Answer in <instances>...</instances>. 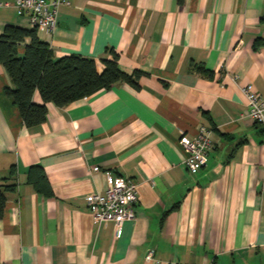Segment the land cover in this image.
I'll return each instance as SVG.
<instances>
[{
    "label": "crops",
    "instance_id": "obj_1",
    "mask_svg": "<svg viewBox=\"0 0 264 264\" xmlns=\"http://www.w3.org/2000/svg\"><path fill=\"white\" fill-rule=\"evenodd\" d=\"M68 1L52 33L37 30L55 59L80 54L100 72L112 49L123 72L143 74L136 86L47 103L45 121L27 127L0 64V176L14 184L0 211V264H264V133L241 91L252 84L264 98V0ZM6 25L33 29L0 6V35ZM32 101L42 103L37 91ZM199 126L212 147L189 171L179 138ZM32 166L51 193L36 190ZM107 171L138 184L135 218L118 237L86 203L104 193Z\"/></svg>",
    "mask_w": 264,
    "mask_h": 264
},
{
    "label": "trees",
    "instance_id": "obj_2",
    "mask_svg": "<svg viewBox=\"0 0 264 264\" xmlns=\"http://www.w3.org/2000/svg\"><path fill=\"white\" fill-rule=\"evenodd\" d=\"M26 38L30 41L24 44V51L19 53L18 46ZM109 54V58L101 59L104 68L99 72L93 58L80 54L71 53L55 59L49 44L38 37L35 28L6 25L0 35V64L11 83L6 87V94L17 107L23 124L32 127L45 121L47 103L63 107L122 81L136 86L142 71L134 70L131 74L123 72L119 68L118 54L112 49ZM194 69L206 77L213 76L202 65H197ZM35 91L39 93L42 103L32 101ZM261 130L264 133L262 128ZM30 172H34L35 177ZM13 174L14 171H11L9 177ZM29 174L37 191L51 193L41 167H30ZM8 179L0 176V211L7 199L6 193L14 189V184L9 183Z\"/></svg>",
    "mask_w": 264,
    "mask_h": 264
},
{
    "label": "built area",
    "instance_id": "obj_3",
    "mask_svg": "<svg viewBox=\"0 0 264 264\" xmlns=\"http://www.w3.org/2000/svg\"><path fill=\"white\" fill-rule=\"evenodd\" d=\"M69 5L68 0H12L0 1V6H12L18 15H26L32 28L46 34L53 32L61 6ZM248 116L264 130V98L256 92L252 84L241 86ZM179 145L184 151L183 164L189 171L206 165L207 154L212 147L210 131L199 126L192 137L182 135ZM107 185L104 193H92L86 197L92 222L110 220L114 224L115 236H120L123 224L136 215L138 200L137 182L133 178L106 172ZM145 260H153V250L145 254ZM157 264H161L158 262Z\"/></svg>",
    "mask_w": 264,
    "mask_h": 264
}]
</instances>
